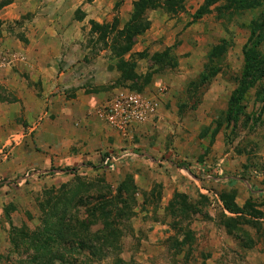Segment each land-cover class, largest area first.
<instances>
[{
    "label": "rangeland",
    "instance_id": "obj_1",
    "mask_svg": "<svg viewBox=\"0 0 264 264\" xmlns=\"http://www.w3.org/2000/svg\"><path fill=\"white\" fill-rule=\"evenodd\" d=\"M134 1L0 0V255L9 222L33 230L46 200H71L82 214L95 200H115L114 251L85 264H264V196L249 190H264V78L243 112L227 116L249 24L264 17V0L242 11L219 0L196 22L203 0H185L176 13L146 11L149 28L122 53L116 32ZM115 17L106 35L101 26ZM219 45L225 52L210 59ZM206 66L218 73L194 84ZM78 89L94 102L104 96L85 119L115 133L82 156L78 145L63 148L61 135L37 132L44 118L47 133L60 126L48 112L61 103L52 97ZM121 90L147 97L154 110L118 130L99 113ZM128 151L143 155L130 160L122 156ZM109 153L112 165L100 167ZM230 195L241 214L224 209L222 196ZM240 215L229 229L227 217Z\"/></svg>",
    "mask_w": 264,
    "mask_h": 264
},
{
    "label": "trees",
    "instance_id": "obj_2",
    "mask_svg": "<svg viewBox=\"0 0 264 264\" xmlns=\"http://www.w3.org/2000/svg\"><path fill=\"white\" fill-rule=\"evenodd\" d=\"M185 0H136L133 3L130 18L121 30L116 32V37L123 41L122 53L127 51L138 35L143 34L149 28V21L145 18L146 11L162 8L167 12H177L183 8ZM219 0H203V3L193 14L192 21L196 22L210 12L211 6ZM224 10L242 11L251 9L259 4V0H226ZM217 9H222L218 8ZM117 17L112 23L104 24L101 30L107 34L114 33ZM96 28L99 25H94ZM264 40V17L251 21L249 24V36L242 48L243 64L240 78L233 90L228 105V117L235 118L243 112L242 101L248 91L255 87L264 78V53L261 44ZM223 45L212 48L211 57L224 53ZM166 56V53L164 54ZM218 69H206L200 74V78L194 82L201 86L215 77ZM105 164L101 163L100 167ZM230 196H222L224 209L231 214H241L242 210L235 206ZM85 201V200H84ZM83 200H78L80 205H85ZM93 206L86 208L82 214L76 204L71 200H46L40 204L41 223L30 229L26 224L19 227L9 222L8 250L0 255V264H74L80 259V264L85 260L92 261L94 257L102 259L113 253L112 245L118 240L117 208L115 200H95ZM73 208V210H71ZM86 215L87 218H84ZM242 215L227 217L226 226L229 229L236 228ZM246 221V220H245ZM247 222V221H246ZM98 228H93L96 226ZM111 248L110 250H107ZM23 257V258H22ZM102 257V258H101ZM118 264H123L117 259Z\"/></svg>",
    "mask_w": 264,
    "mask_h": 264
},
{
    "label": "crops",
    "instance_id": "obj_3",
    "mask_svg": "<svg viewBox=\"0 0 264 264\" xmlns=\"http://www.w3.org/2000/svg\"><path fill=\"white\" fill-rule=\"evenodd\" d=\"M153 25L155 24L153 23L152 27ZM55 88L59 89L57 85ZM81 91V89L76 90L69 98L65 95L52 97L50 103H56L58 101L61 103H59L56 108L50 107L48 112L51 113L54 118H59V120H55V124L58 123L60 126L56 125L57 127L55 132L52 129L47 133L49 123L48 117L47 119L44 118L42 125L37 131L38 137H42L43 139H49L51 135H54V138L57 134L61 135L64 142L63 148L65 149H69L73 145L75 147L77 145L80 146L78 148V156H82L86 151H91L97 146V144H99V146L107 144L109 142V138L115 135V133L107 125L102 124L99 128L97 124H92L90 117H87L89 119H85L86 114L93 110L94 103H98L99 101L101 102L102 99H104V96L100 93L95 95L97 101L94 102V97L83 95ZM62 94L64 93L62 92ZM63 109L64 114L62 113ZM48 112H46L44 116L49 115ZM79 118H81V120H78ZM58 146L54 143L51 147L58 148ZM125 154H128L127 157H129L130 160L137 159L143 155L142 153H138L136 151L125 152L123 156ZM107 156H113V154L109 153L102 155V159L104 160ZM111 163L112 162H110V164H106L104 167L111 166Z\"/></svg>",
    "mask_w": 264,
    "mask_h": 264
},
{
    "label": "built area",
    "instance_id": "obj_4",
    "mask_svg": "<svg viewBox=\"0 0 264 264\" xmlns=\"http://www.w3.org/2000/svg\"><path fill=\"white\" fill-rule=\"evenodd\" d=\"M153 110L154 104L147 97L121 90L114 93L99 114L111 127L123 130L128 125L141 123ZM127 155L125 154L124 157ZM113 160H115L114 156H107L102 163L110 164ZM249 190L251 195L255 193L257 196H264V190L252 186H249Z\"/></svg>",
    "mask_w": 264,
    "mask_h": 264
}]
</instances>
